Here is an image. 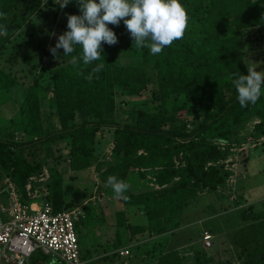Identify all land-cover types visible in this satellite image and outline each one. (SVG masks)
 Here are the masks:
<instances>
[{
  "label": "trees",
  "instance_id": "1",
  "mask_svg": "<svg viewBox=\"0 0 264 264\" xmlns=\"http://www.w3.org/2000/svg\"><path fill=\"white\" fill-rule=\"evenodd\" d=\"M71 2L66 8L69 13L70 5L75 4ZM180 2L190 17L186 35L161 54L138 49L121 20L119 26L108 27L127 41L119 52L124 55L123 62L117 43H102V60L87 66L79 45L70 55L64 56L62 51V65L50 69L48 113L39 106L47 87L38 82L28 87L17 117L9 121L10 130L0 136V172L14 183L22 201L27 200L25 186L29 178L40 174L45 165L40 154L62 146L70 170L94 168L105 188L108 177L115 175L130 184L125 193L130 198L134 175L149 183L151 191L135 197L142 204L140 212L145 222L130 223L125 210H120L114 223L123 236L127 231L125 238L130 242L142 241L143 233L148 241L154 235L179 229L198 192L211 195L223 186L228 177L225 162L235 147L230 140L235 138L236 126L257 118L259 123L253 127L251 137L264 138V91L256 104L241 107L232 83L240 74H248L243 34L262 32L260 40L264 42V0ZM60 9L56 0H0V13L6 17H0V25L6 26L8 33L0 36V52L15 30L25 32L22 25L30 20L24 22V15L38 12L56 28L67 26ZM73 57H77L76 63ZM104 62V68L89 82L88 74ZM151 73L156 89L150 95L156 106L135 107L129 120L111 123L117 99L147 91ZM13 77L0 67V89L16 86ZM15 130L20 132L19 141L14 137ZM105 134L115 141L111 163L100 161L97 151ZM237 141L236 146L240 145ZM58 175L50 173L45 185L47 200L55 212L72 208V203L65 200ZM238 199L235 204L241 201ZM262 204L260 200L243 208L239 205L233 213L237 219L229 226L235 225L239 231L238 238L232 240L239 264H264V208L257 211ZM79 223L75 224L76 234ZM115 239L118 241L119 234ZM135 249L144 250L142 245ZM210 250H196L193 264H213ZM168 252L153 264H183L175 251ZM29 264H49V259L37 252Z\"/></svg>",
  "mask_w": 264,
  "mask_h": 264
},
{
  "label": "rangeland",
  "instance_id": "2",
  "mask_svg": "<svg viewBox=\"0 0 264 264\" xmlns=\"http://www.w3.org/2000/svg\"><path fill=\"white\" fill-rule=\"evenodd\" d=\"M74 2L75 4L70 5V10L68 9L70 13L66 11L67 7H65L61 14L65 16L80 15L79 4L77 0H72L71 3ZM38 14V12H35L30 17L24 15V22L30 20L22 25L25 32L19 29L15 30L13 33V36H15L10 37L8 43L5 44L6 49L4 48L0 52V67L13 75L16 83V86L7 88L8 90L0 89L1 137L6 130H10V123L7 121L17 117L26 91L33 82H38L45 88L47 87L45 97L40 99L39 106L41 111L48 113V99L51 95L48 89H52L50 69L56 65H62L61 54L63 49H59L56 56L51 54L50 48H53L52 44L57 43L58 37L51 36L50 42H53L45 44V34L54 30L56 26H52L48 18ZM34 15L37 17L35 20L31 18ZM63 21L68 23L67 19ZM63 27L67 26L63 25ZM261 35L262 32H256L255 30L243 34L246 67L254 62L257 64V71H264V42L260 40ZM127 38L128 36H126ZM117 39L116 47L118 45L117 50L119 53L124 49L127 41L123 40L121 35L118 36V33ZM251 43L253 44L251 48H247L246 46ZM3 55L7 57L13 55L17 58L11 61V59L4 58ZM123 56L119 53L121 62L124 61ZM149 76L152 82L147 91L139 96H124L117 99L118 108L111 117V123L129 120L131 118L130 113H134L135 107L148 109L154 107L155 104L151 101L150 92L156 89V84L154 83L153 74L151 73ZM262 90L264 91V88ZM10 91L11 93H9ZM12 91L16 93L12 95ZM121 101H123V104ZM12 113L14 115L10 116ZM256 123H259V119L251 118L246 123L239 124L234 128L235 138L230 141L236 145V140H238L237 142L240 145L235 146L233 155L229 157L233 162L225 164L224 170L228 173V177L223 186L211 195L207 191L198 192L197 198L184 213L182 226L173 233H165L161 236L154 235L148 240L149 242L145 240L140 244L144 249L142 252L138 249L130 252L129 248H126V238L119 230L117 232L113 223H115L116 212L120 210H125L126 218L130 223H138L139 221V224H142L145 222V216L140 212L142 204L138 203L135 197L148 194L152 189L149 183L146 184L145 181L134 175L135 177L131 178L133 197H130L127 201L116 199L111 188L100 185L97 171L94 168L79 172L70 170L66 162V154L63 152L64 147H53L52 150L41 153L40 160H43L44 166L49 169L50 173L53 175L60 174L58 176L62 179L61 185L66 201L71 202L72 207L84 203L88 205L86 207V217L80 220L82 223H79L77 232L83 264L91 261L94 264H129V260H133L132 263L135 264H153L164 253H169L168 250L175 251L183 259V264H193V253L198 249H202V234L205 231L211 233L213 237L210 247L213 264H239L232 244V240L238 238L239 231L236 229L237 227L234 228L235 225L229 226L237 219L233 213L239 205L243 208L252 202H260V200L263 201V204L257 211L264 208V138L251 137ZM14 137L19 141L20 132H15ZM104 137V140L100 138L102 141H100L101 144L97 150L99 160L111 163L115 141L109 140L107 134ZM250 138L253 140L252 143L248 141ZM232 164L234 165L232 166ZM4 179V174L0 172V185L2 187L5 186ZM151 185L155 189H159L158 186L152 183ZM230 193L231 196H229ZM237 199L242 202L235 204ZM206 203H210L208 208L204 206ZM116 234H119V242L115 239ZM147 243L148 246H145ZM164 247H168V249L166 250ZM125 249L128 250V255L121 256L120 251ZM145 251H147V254H145ZM138 253L144 255V257L135 256L132 258L133 255ZM105 255H108V258H102ZM55 264L63 263L56 262Z\"/></svg>",
  "mask_w": 264,
  "mask_h": 264
},
{
  "label": "clouds",
  "instance_id": "3",
  "mask_svg": "<svg viewBox=\"0 0 264 264\" xmlns=\"http://www.w3.org/2000/svg\"><path fill=\"white\" fill-rule=\"evenodd\" d=\"M71 0H61L60 8H65ZM81 15H69L64 34L58 37L55 47L50 48L53 56L63 49L64 56L72 54L76 46L82 48V61L85 66L101 61L102 43L109 46L118 42L116 34L109 24L119 26L123 20L138 49L148 48L152 55L161 54L163 49L171 47L175 41L186 35L190 17L180 0H77ZM0 17L4 14L0 13ZM130 17V18H129ZM6 18V17H4ZM7 28L0 25V36H7ZM77 57H73L76 63ZM256 63L247 67V75H239L232 83L238 93L241 107L256 104L264 88V71H257ZM105 66L98 63L86 79L91 82L93 75ZM83 74V73H81ZM116 199L127 201L125 193L130 184L112 175L107 179ZM55 264V262H53Z\"/></svg>",
  "mask_w": 264,
  "mask_h": 264
},
{
  "label": "built area",
  "instance_id": "4",
  "mask_svg": "<svg viewBox=\"0 0 264 264\" xmlns=\"http://www.w3.org/2000/svg\"><path fill=\"white\" fill-rule=\"evenodd\" d=\"M56 2L60 4L61 0ZM248 141L252 143L253 140L250 138ZM232 162L228 159L225 164ZM49 179L50 171L46 167L40 174L29 178L25 186L30 199L28 204L20 201L14 183L9 178L5 179L8 202H0V264H29L37 252L48 257L49 264H83L75 224L85 217L87 205L53 211L43 186ZM212 238L207 231L202 234L203 248L211 247ZM119 254L126 256L128 250H121Z\"/></svg>",
  "mask_w": 264,
  "mask_h": 264
},
{
  "label": "crops",
  "instance_id": "5",
  "mask_svg": "<svg viewBox=\"0 0 264 264\" xmlns=\"http://www.w3.org/2000/svg\"><path fill=\"white\" fill-rule=\"evenodd\" d=\"M63 10L64 9H60V14L63 12ZM62 17H64V19L66 18L67 19V17L68 16H65V15H61ZM66 31H68V28L66 27V28H55L54 30H51L50 32H48L47 34H45V35H47V37H45V44L46 43H52L53 41H51L50 42V38H51V36H55V37H59L60 35H62V34H64ZM55 45H56V43H54V44H52V47H55ZM261 53H263V52H261ZM3 57L4 58H7V59H11V61H14V59H16L17 57L16 56H13V55H10L9 57H7V56H5V55H3ZM9 93H11V91L9 92ZM16 92H13L12 91V95L13 94H15ZM12 115H14V113H12L10 116H12ZM11 119H8V123H9V121H10ZM257 124V123H256ZM13 131H14V129H13ZM15 132L17 133L18 131L17 130H15ZM14 132V133H15ZM260 139H262V138H260ZM236 146V145H235ZM44 167H46V166H44ZM47 168V167H46ZM6 178H8V177H5V179ZM5 179H4V187H2V185H0V202L1 203H3V204H7V202H8V192H7V186H6V184H5ZM26 191V190H25ZM44 191H45V189H44ZM45 193L47 194V192L45 191ZM19 194V193H18ZM20 196V195H19ZM26 196H27V193H26ZM229 196H231V193L229 194ZM93 199V198H92ZM65 200H66V197H65ZM89 200H91V199H89ZM20 201L23 203V204H28L29 202H30V199H28L27 198V200H25V201H22L21 200V196H20ZM213 202V201H212ZM216 202V201H215ZM253 203V202H252ZM256 203V202H255ZM87 204V203H86ZM88 206V205H87ZM86 206V207H87ZM204 206H206L207 208L210 206V203L209 204H205ZM206 209V208H205ZM85 217H86V214H85ZM3 219H6V217L3 215ZM114 224V223H113ZM134 224V223H133ZM136 224H138L139 225V221H138V223H136ZM79 226V225H78ZM77 232H78V229H77ZM124 237H126V235H128V233H127V231L126 232H124ZM144 233L142 234V238H143V240L142 241H138L137 243H135V242H130L128 239H126L125 241V243H126V248L128 249L129 248V251L131 252H134V250H135V247H136V245H138V246H140V244L142 243V242H144L145 240H144ZM139 237V236H138ZM154 238V237H153ZM78 239H79V236H78ZM119 242V241H118ZM203 248V247H202ZM79 251H80V248H79ZM139 251V250H138ZM141 252L143 251V250H140ZM81 255V254H80ZM106 256H108V255H105L104 257H106ZM139 257V258H143L144 257V255H142V254H137V255H133L132 256V258L133 257ZM103 258V257H102ZM132 261L133 260H129L128 262H129V264H135V263H132ZM137 264H139V263H137Z\"/></svg>",
  "mask_w": 264,
  "mask_h": 264
}]
</instances>
